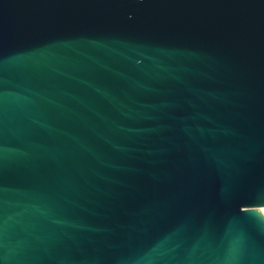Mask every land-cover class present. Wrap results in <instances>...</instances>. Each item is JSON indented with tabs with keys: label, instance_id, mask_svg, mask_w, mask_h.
Instances as JSON below:
<instances>
[{
	"label": "water",
	"instance_id": "1",
	"mask_svg": "<svg viewBox=\"0 0 264 264\" xmlns=\"http://www.w3.org/2000/svg\"><path fill=\"white\" fill-rule=\"evenodd\" d=\"M264 0H0V264H264Z\"/></svg>",
	"mask_w": 264,
	"mask_h": 264
},
{
	"label": "bare ground",
	"instance_id": "2",
	"mask_svg": "<svg viewBox=\"0 0 264 264\" xmlns=\"http://www.w3.org/2000/svg\"><path fill=\"white\" fill-rule=\"evenodd\" d=\"M261 209H264V208H261Z\"/></svg>",
	"mask_w": 264,
	"mask_h": 264
}]
</instances>
